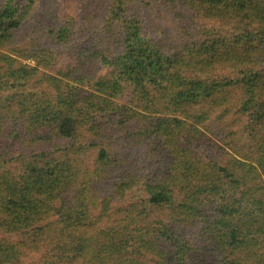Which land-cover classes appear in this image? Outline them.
I'll use <instances>...</instances> for the list:
<instances>
[{
	"label": "trees",
	"instance_id": "trees-1",
	"mask_svg": "<svg viewBox=\"0 0 264 264\" xmlns=\"http://www.w3.org/2000/svg\"><path fill=\"white\" fill-rule=\"evenodd\" d=\"M65 1L0 0V264H264V0Z\"/></svg>",
	"mask_w": 264,
	"mask_h": 264
},
{
	"label": "rangeland",
	"instance_id": "rangeland-1",
	"mask_svg": "<svg viewBox=\"0 0 264 264\" xmlns=\"http://www.w3.org/2000/svg\"><path fill=\"white\" fill-rule=\"evenodd\" d=\"M19 1H21V2L25 1V3H26V0H19ZM68 1H65V3ZM35 2H36V4L33 7V12L31 14L32 18L35 15H37V13H38L41 0H35ZM61 6H63L62 10L65 9V14H66L69 10L67 7L70 6V3L63 4ZM155 14H157L158 16ZM62 15H63V13L60 14L59 21L63 20L64 17H62ZM141 17H142V20H143V23H144V26H145L147 33L151 34L153 32V28H152V23H153V26L157 25L156 27L161 28L162 31H167L169 29V32H167L165 35L172 36V38H175V36L177 38L181 34V30H179L180 28L178 29L179 31L177 30V32H176L178 25H185L186 24L183 21L182 22L178 21L179 19L175 18L172 15H167L165 18H163L162 16H160V14L158 12H156V10H149V11L145 10L142 12ZM154 19H156L155 23H154ZM22 65L34 66L33 62H30V61L22 62Z\"/></svg>",
	"mask_w": 264,
	"mask_h": 264
}]
</instances>
